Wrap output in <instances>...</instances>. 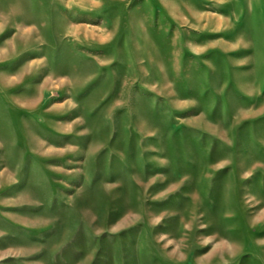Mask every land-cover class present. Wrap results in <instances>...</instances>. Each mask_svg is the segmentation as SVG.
I'll use <instances>...</instances> for the list:
<instances>
[{"label": "rangeland", "instance_id": "obj_1", "mask_svg": "<svg viewBox=\"0 0 264 264\" xmlns=\"http://www.w3.org/2000/svg\"><path fill=\"white\" fill-rule=\"evenodd\" d=\"M0 264H264V0H0Z\"/></svg>", "mask_w": 264, "mask_h": 264}, {"label": "bare ground", "instance_id": "obj_2", "mask_svg": "<svg viewBox=\"0 0 264 264\" xmlns=\"http://www.w3.org/2000/svg\"><path fill=\"white\" fill-rule=\"evenodd\" d=\"M260 15L257 13V11L252 12L251 14V19H252V25L256 26L259 23L260 20ZM242 142L245 143L246 145L249 146V148H251L253 146V144L251 143L248 133H244L243 138H242ZM248 148V149H249Z\"/></svg>", "mask_w": 264, "mask_h": 264}]
</instances>
